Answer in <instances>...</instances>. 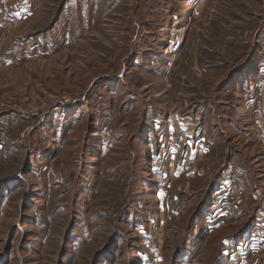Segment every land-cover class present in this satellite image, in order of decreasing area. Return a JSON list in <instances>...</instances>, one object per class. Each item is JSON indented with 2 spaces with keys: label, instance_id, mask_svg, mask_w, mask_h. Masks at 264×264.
<instances>
[{
  "label": "rangeland",
  "instance_id": "1",
  "mask_svg": "<svg viewBox=\"0 0 264 264\" xmlns=\"http://www.w3.org/2000/svg\"><path fill=\"white\" fill-rule=\"evenodd\" d=\"M0 264H264V0H0Z\"/></svg>",
  "mask_w": 264,
  "mask_h": 264
}]
</instances>
